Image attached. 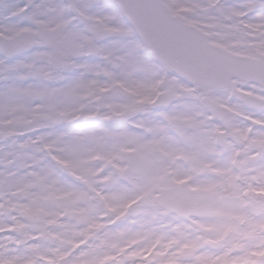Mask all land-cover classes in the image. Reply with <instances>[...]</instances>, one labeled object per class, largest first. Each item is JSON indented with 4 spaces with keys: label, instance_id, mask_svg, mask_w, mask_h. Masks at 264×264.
Wrapping results in <instances>:
<instances>
[{
    "label": "snow or ice",
    "instance_id": "1",
    "mask_svg": "<svg viewBox=\"0 0 264 264\" xmlns=\"http://www.w3.org/2000/svg\"><path fill=\"white\" fill-rule=\"evenodd\" d=\"M0 264H264V0H0Z\"/></svg>",
    "mask_w": 264,
    "mask_h": 264
}]
</instances>
